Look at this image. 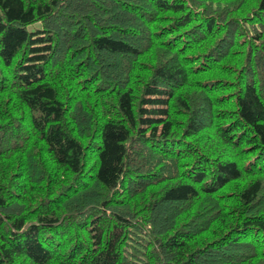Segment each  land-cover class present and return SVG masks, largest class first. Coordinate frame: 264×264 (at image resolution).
Masks as SVG:
<instances>
[{
    "label": "trees",
    "instance_id": "1",
    "mask_svg": "<svg viewBox=\"0 0 264 264\" xmlns=\"http://www.w3.org/2000/svg\"><path fill=\"white\" fill-rule=\"evenodd\" d=\"M0 264H264V0H0Z\"/></svg>",
    "mask_w": 264,
    "mask_h": 264
}]
</instances>
